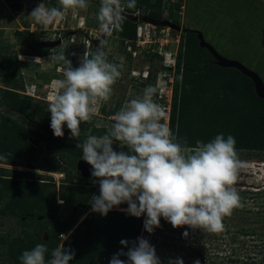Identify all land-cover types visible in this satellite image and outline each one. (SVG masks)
<instances>
[{
	"label": "trees",
	"instance_id": "1",
	"mask_svg": "<svg viewBox=\"0 0 264 264\" xmlns=\"http://www.w3.org/2000/svg\"><path fill=\"white\" fill-rule=\"evenodd\" d=\"M4 2L12 12L24 9L25 0ZM47 4L59 7L58 0H47ZM143 4H146L144 0H136V7L125 12H138ZM125 17L127 29L115 34L130 40L134 46L136 23ZM26 26L27 22H23V27ZM196 35L195 31L181 32L183 46L180 45L176 57L170 129L192 148L223 134L225 138L228 135L235 138L236 151L264 153V99L256 95L251 79L238 69L217 65L207 49L199 46ZM25 84L16 54L0 55V157H3L0 162L45 168L65 176L57 192L50 175L36 171L8 172L0 167V264H21L19 257L23 251L38 243H45L50 253L59 246V234L69 231V237L62 243L75 252L69 264H109L112 256L122 250L121 240L135 241L140 237L145 217L128 216L117 208L106 216L93 212L91 198L93 194L99 195V188L76 182L80 173L75 172V164L82 156V149L76 145L89 135L105 134L114 121L82 126L81 130L89 129V133H80L79 139L70 138L65 125L64 136L55 137L50 120L44 117L47 113L36 106L39 99L22 93ZM118 111L113 109L111 114ZM58 199L62 202L58 203ZM12 219L18 221L15 228L10 226ZM6 220L10 231L6 230ZM206 234L212 232L199 229L197 238ZM258 263L264 264L262 260Z\"/></svg>",
	"mask_w": 264,
	"mask_h": 264
},
{
	"label": "clouds",
	"instance_id": "2",
	"mask_svg": "<svg viewBox=\"0 0 264 264\" xmlns=\"http://www.w3.org/2000/svg\"><path fill=\"white\" fill-rule=\"evenodd\" d=\"M58 4L48 7L41 2L28 16L38 25L58 24L69 10L87 9L88 0H58ZM135 7L136 0H100L96 18L101 38L95 48L85 50L76 67L65 52L55 54L63 75L52 81L48 100L50 128L55 137L64 136L66 125L70 138L79 139L81 123L90 122L98 111L94 106L111 98L122 64L108 60L103 37L122 31L125 9ZM156 91L154 86H147L142 95L115 113L114 123L105 134L89 135L76 145L82 149L81 159L91 166L92 183L99 187V195L91 198V210L101 216L113 208L136 218L143 215V228L149 234L160 227L161 218L173 228L188 226L221 232L223 217L243 207L234 187L239 168L235 138L218 134L207 143L189 147L186 139L178 138L167 123L161 122L166 112L154 99ZM114 142L127 151L114 150ZM122 204L127 208H119ZM183 236L187 237L188 232ZM58 238L64 241L67 234ZM120 244L127 251L122 248L109 264H161L155 247L142 236L135 241L121 240ZM74 256V250L63 244L49 253L45 243H38L23 251L19 260L21 264H69ZM122 256L126 260H121ZM168 264L184 261L170 258Z\"/></svg>",
	"mask_w": 264,
	"mask_h": 264
},
{
	"label": "rangeland",
	"instance_id": "3",
	"mask_svg": "<svg viewBox=\"0 0 264 264\" xmlns=\"http://www.w3.org/2000/svg\"><path fill=\"white\" fill-rule=\"evenodd\" d=\"M144 1L146 4L133 13L137 19L131 18L136 23L134 49L135 42H141L134 54L128 50L131 41L120 38L115 31L111 36L103 37L107 41L105 51L108 60L122 64L121 76L113 85L111 98L94 106L98 111L90 122L81 123L80 129L89 123H109L115 115L111 114L113 109L120 110L131 99L142 95L149 85L157 90L154 96L156 102L160 100L158 95L161 93L165 95L171 92L173 97L176 57L182 45V31L154 25L150 22L153 19H167L182 28L198 30L221 55L239 60L257 72L264 82V0ZM41 2L53 7L47 4V0H25L22 11L12 12L4 0H0V55L16 54L21 76L27 83L22 93L39 99L36 106L43 108L47 113L44 117L50 120L47 108L53 91L52 81L63 78L54 56L63 51L76 67L78 57L88 48H95L101 38L96 18L100 0H88L87 9L69 10L60 23L48 26L38 25L28 16ZM23 22H27L26 27H23ZM126 29L127 25L123 23V30ZM137 29L140 38L137 37ZM181 49L183 55V47ZM37 116L42 117V114L37 112ZM30 123L36 124L33 120ZM81 133L87 134L89 129L81 130ZM113 148L121 151L116 142ZM46 149L49 150V147ZM81 158L75 164V172L80 173L76 182L98 189V184L92 183L91 166ZM237 159L239 168L234 187L243 207L235 208L230 216L223 217V231L212 232L198 239L199 229L193 230L188 226L173 228L163 218L160 219V227L151 234L142 228L140 237L148 239L155 247L161 264H168L170 258L177 257L182 258L184 264H193L197 259L200 264L264 262V153L237 151ZM60 161L65 164L63 158ZM13 168L52 176L57 192L65 176L64 173L61 176V172H49L45 168ZM57 202L61 203L62 200L58 199ZM17 222L12 219L10 226L15 228ZM4 224L6 230L10 231L9 222L6 220ZM185 231L188 232L187 237L183 236Z\"/></svg>",
	"mask_w": 264,
	"mask_h": 264
},
{
	"label": "water",
	"instance_id": "4",
	"mask_svg": "<svg viewBox=\"0 0 264 264\" xmlns=\"http://www.w3.org/2000/svg\"><path fill=\"white\" fill-rule=\"evenodd\" d=\"M124 15L132 18L133 20L137 19L136 14L124 12ZM150 22H152L154 25L168 27V28L176 30V31H183V32L195 31L197 34V37H198L199 46L207 49V51L211 54V56L214 59V62L217 65H219L221 67H231V68L238 69L242 74H244L245 76H247L251 79V81L253 82V86H254V90H255L256 95L258 97L264 99V82L261 79V77L258 75V73L255 72L254 70L248 68L246 65H244L239 60L230 59V58H227V57H224L223 55H221L213 47V45H211L210 43H208L204 39L201 32H199L198 30L189 29V28H185V27L182 28L180 25H178V24H176L170 20H167V19H163V20L153 19V20H150Z\"/></svg>",
	"mask_w": 264,
	"mask_h": 264
},
{
	"label": "built area",
	"instance_id": "5",
	"mask_svg": "<svg viewBox=\"0 0 264 264\" xmlns=\"http://www.w3.org/2000/svg\"><path fill=\"white\" fill-rule=\"evenodd\" d=\"M138 29H137V37L140 38L139 37L140 33L138 32ZM139 43H138V40H137V42H135V49L130 43L128 46L129 52L134 54L136 52V50L139 49V46H141V42H139ZM139 51H141V50H139ZM169 79H171V78L169 77ZM158 98L160 100L157 101V103L160 104L161 106H163V108L165 109V112H166V117L161 122L169 124L170 112H171V103H172V94H171V92L167 93L165 95L163 93H161L158 95ZM61 176H62V172H61Z\"/></svg>",
	"mask_w": 264,
	"mask_h": 264
},
{
	"label": "crops",
	"instance_id": "6",
	"mask_svg": "<svg viewBox=\"0 0 264 264\" xmlns=\"http://www.w3.org/2000/svg\"><path fill=\"white\" fill-rule=\"evenodd\" d=\"M1 108V107H0ZM6 111H8V109L6 110ZM7 116L8 117H13V118H16V115H9V114H7ZM13 166H15V167H19V166H22V165H11V164H5V163H1L0 162V167H2V168H5L6 170H8V172H10V171H12V170H16V171H22V170H20V169H12V167ZM7 174H11V173H7ZM85 217V215H83L80 219H79V221L78 222H80L83 218ZM70 232L71 231H69L68 233H66L67 234V238L69 237V234H70ZM61 234V233H60ZM59 234V235H60ZM64 234V233H63ZM45 236H46V234H45ZM44 236V237H45ZM46 238V237H45ZM62 243H63V240H62ZM62 243H59V246L60 245H62Z\"/></svg>",
	"mask_w": 264,
	"mask_h": 264
}]
</instances>
